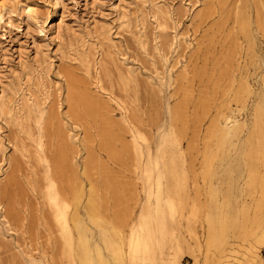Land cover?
I'll return each mask as SVG.
<instances>
[{"label": "rangeland", "instance_id": "374dc122", "mask_svg": "<svg viewBox=\"0 0 264 264\" xmlns=\"http://www.w3.org/2000/svg\"><path fill=\"white\" fill-rule=\"evenodd\" d=\"M30 1L38 6L40 29L28 27L16 7L10 24L0 25V107L5 103L16 112L41 104L56 125L44 134L42 154L22 126L0 109V264H27L43 257L67 264L53 209L44 197L48 171L68 197L82 184L89 191L93 181L99 213L129 232L145 194L132 134L117 125L124 117L107 93L125 106L130 125L147 139L144 145L154 144L160 125L169 124V108L183 103V116L174 124L186 160L180 175L188 192L187 213L194 200L198 205L196 216L182 221L181 232L189 243L183 246V262L197 264L189 223L203 234L210 190L224 192L229 183L235 207L259 196L260 188L252 196L244 187L251 173L264 175V154L254 153L248 161L232 151L208 177L203 163L214 145L209 130L220 114L229 106L236 109L246 122L243 138L255 101L264 94V30L259 27L264 13L258 20L255 0H62L57 7L52 0ZM241 10L250 16L259 44L254 60L239 29ZM59 13H64L62 34L46 43L43 38ZM191 37L194 47L187 48ZM242 81L252 89L246 108L235 101ZM80 92L103 102L102 113L90 116L80 104L74 108L73 96L79 98ZM103 115L116 122L112 129L121 135L120 140L113 138L114 147H131L127 160L114 159L103 146ZM38 136L33 125V137ZM63 143L65 152L59 157L57 148ZM90 153L97 165L87 172Z\"/></svg>", "mask_w": 264, "mask_h": 264}, {"label": "bare ground", "instance_id": "6f19581e", "mask_svg": "<svg viewBox=\"0 0 264 264\" xmlns=\"http://www.w3.org/2000/svg\"><path fill=\"white\" fill-rule=\"evenodd\" d=\"M57 7L62 0H52ZM113 3L116 0H112ZM258 20H262L264 0H255ZM13 7L23 12L28 27L41 28L40 20L35 16L37 4L30 0H0V25L10 24L14 13ZM58 21L49 27L48 36L43 38L46 43L60 38L63 28V15L59 13ZM239 29L247 41V54L254 60L258 52V43L252 28V21L245 10L239 11L237 16ZM264 30V23L259 22ZM165 28H163L164 30ZM195 40L186 45L194 47ZM49 49V48H48ZM231 51L228 54L229 59ZM84 61H89L88 55L82 54ZM227 62V61H226ZM165 63L167 61L165 60ZM228 63V62H227ZM264 82V78H263ZM252 92L250 84L242 81L235 94V101L246 108L249 94ZM109 101L114 102L120 109L124 127L132 134L135 150L136 169L138 178L143 186L145 197L140 206L138 216L130 223L127 233L121 226H115L99 213L97 207V188L92 181L89 191L85 185L77 186L70 197L63 195L55 178L48 171L44 197L53 209L55 225L63 240L62 254L67 264H184L183 246L188 244L187 237L182 234V221L195 217L198 205L194 200L193 209H187V195L185 179L180 172L185 166V154L179 139L181 136L175 128L174 121L183 116L184 105L170 107L169 124L160 125L161 132L153 143H147L146 137L130 125L126 108L112 93ZM259 101L253 106V118L248 132L242 138L246 122L239 119L236 109L230 106L225 113L212 124L209 136L214 141L213 148L205 153L203 173L208 177L217 162L229 159L232 151L250 161L254 153L264 154V94L259 95ZM82 106L87 115L102 113L103 102L86 92H80L79 98L73 96V107ZM227 106V105H226ZM1 111L15 120L26 131L28 137L45 153L44 134L54 122L41 104L25 106L14 112L15 107L1 104ZM78 111L77 109H75ZM224 112V111H223ZM50 114H53L52 112ZM78 115H80L78 113ZM104 116V115H103ZM159 116V115H158ZM103 146L116 160H127L130 155L129 145L124 143L123 149L118 151L113 145V138L120 140L121 135L113 131L116 122L104 116ZM129 124L127 128L126 124ZM33 125L39 132L38 138L33 137ZM236 139H239L237 142ZM65 144L57 148V155L62 157ZM131 148V147H130ZM94 155L85 164L89 172L93 168ZM46 161L45 155L42 157ZM229 166V165H228ZM107 177V175H106ZM105 182H110V177ZM259 196L251 203L234 206L229 198V183L224 192L212 188L209 192L203 234H198L190 225V236L195 244L191 251L197 264H264V175L251 173L246 181L244 190L254 196L256 189ZM223 193V194H222ZM85 195V199H84ZM74 208V212H73ZM82 208L84 212H82ZM46 256V255H45ZM203 258V259H202ZM47 257L31 258L27 264H52ZM18 264V263H16Z\"/></svg>", "mask_w": 264, "mask_h": 264}]
</instances>
